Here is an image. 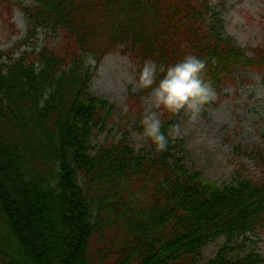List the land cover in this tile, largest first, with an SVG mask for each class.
Masks as SVG:
<instances>
[{"label":"trees","instance_id":"obj_1","mask_svg":"<svg viewBox=\"0 0 264 264\" xmlns=\"http://www.w3.org/2000/svg\"><path fill=\"white\" fill-rule=\"evenodd\" d=\"M0 5L23 11L29 35H61L56 47L0 69V264L264 262L245 236L264 226V152L252 154L259 178L236 171L221 185L172 160L165 125L163 151L148 141L151 153L135 154L124 136L89 155L91 126L111 109L85 94L90 70L82 64L86 53L122 45L139 70L147 59L167 66L194 55L206 61L205 82L220 83L236 70L264 69L263 47L248 57L223 36L207 0ZM220 237L249 246L226 244L201 263V250Z\"/></svg>","mask_w":264,"mask_h":264},{"label":"rangeland","instance_id":"obj_2","mask_svg":"<svg viewBox=\"0 0 264 264\" xmlns=\"http://www.w3.org/2000/svg\"><path fill=\"white\" fill-rule=\"evenodd\" d=\"M8 1L30 3V0ZM207 1L219 14L224 35L231 37L245 53L251 55L260 45L264 49V0ZM25 33L22 11L17 7L6 11L0 5V51L5 52L0 64L11 62L23 50L42 47L60 37L56 32L39 29L27 45L19 46ZM92 69L88 93L113 107L104 123L92 128L90 154L99 146L119 140L123 131L129 132L128 142L134 153L147 154L146 139L133 129L135 117L142 118L148 111L163 115L166 110L155 108L150 92L140 93L136 61L127 51L112 48ZM211 88L214 96L200 106L195 119L186 109L168 115L165 125L178 126L171 140L175 147L173 155L189 170L217 184L231 182L236 171L259 178L262 168L254 162L252 154L255 150L264 152V70L238 71L221 87L211 85ZM247 237L255 242L252 246L264 259V226ZM224 242L219 239L204 247L201 263L210 260Z\"/></svg>","mask_w":264,"mask_h":264},{"label":"clouds","instance_id":"obj_3","mask_svg":"<svg viewBox=\"0 0 264 264\" xmlns=\"http://www.w3.org/2000/svg\"><path fill=\"white\" fill-rule=\"evenodd\" d=\"M85 69L91 70L95 59L90 53L84 55L82 61ZM206 61L194 55H187L182 60L167 66L157 65L155 61L147 59L138 72V85L143 89H151L150 96L156 109L170 112L186 109L193 119L198 115L200 106L209 102L214 96L211 85L203 79L202 73ZM158 74L159 79H158ZM54 89H47L45 99ZM40 107H43L41 101ZM140 135L150 141L159 151L168 146V135L163 129L161 116L157 111H148L140 122ZM178 126H171V133L175 134Z\"/></svg>","mask_w":264,"mask_h":264}]
</instances>
